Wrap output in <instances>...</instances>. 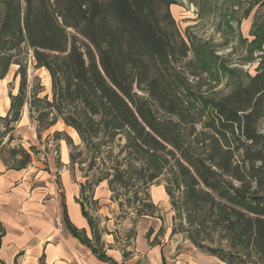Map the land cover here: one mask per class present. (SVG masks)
Wrapping results in <instances>:
<instances>
[{"label":"trees","instance_id":"obj_1","mask_svg":"<svg viewBox=\"0 0 264 264\" xmlns=\"http://www.w3.org/2000/svg\"><path fill=\"white\" fill-rule=\"evenodd\" d=\"M190 1L202 14L217 9L219 0ZM177 3L0 0V81L12 66L19 79L17 94H9V111L0 118L2 135L27 107L38 139L61 122L86 149L88 170L98 163L105 167L91 182L83 177L77 199L91 239L69 223L63 206L66 229L93 254H103L98 224L87 208L95 189L106 183L119 209L141 202L133 210L144 219L159 209L147 189L162 181L173 220L193 228L187 236L193 247L224 264H264V133L259 130L264 61L251 76L229 69L208 43L193 39L188 46L170 12ZM222 3L219 10L232 29L231 22L248 18L258 1H246L240 19L232 15L244 1ZM251 36L250 42L239 36L249 61L264 43V15L253 22ZM28 56L34 69L47 72L50 95L41 96L44 87L37 77L29 84ZM224 79L227 92H213ZM18 153L23 158L17 161ZM79 157L69 153L70 164L82 166ZM10 160L25 168L32 158L13 149ZM137 222L131 220L133 226ZM206 229L220 234L217 247L194 236ZM125 238V243L135 238L134 227Z\"/></svg>","mask_w":264,"mask_h":264},{"label":"crops","instance_id":"obj_2","mask_svg":"<svg viewBox=\"0 0 264 264\" xmlns=\"http://www.w3.org/2000/svg\"><path fill=\"white\" fill-rule=\"evenodd\" d=\"M252 25L253 20L244 19L241 36L246 40L251 38L248 42L253 40ZM23 115L22 112L20 124L26 126L29 117ZM62 159L59 171L53 166L46 172L31 162L25 168H17L10 158L0 155V264H224L171 233V224L163 215L171 220V206L163 185L152 186L149 192L152 203L161 210L163 222L151 217L135 226L130 220L98 221L103 254H93L69 233L63 221L64 206L69 223L84 232L87 239L92 238L77 203L80 184L85 179L78 173L72 177L69 156ZM109 197L106 183L94 192L98 201H108ZM116 208L110 203L111 214ZM98 213H93V217ZM56 217L61 219L60 229L55 225ZM133 227L135 238L125 243L126 234ZM124 251L129 254H123Z\"/></svg>","mask_w":264,"mask_h":264},{"label":"rangeland","instance_id":"obj_3","mask_svg":"<svg viewBox=\"0 0 264 264\" xmlns=\"http://www.w3.org/2000/svg\"><path fill=\"white\" fill-rule=\"evenodd\" d=\"M257 1L258 3L254 5V8L252 9L248 17L249 21L253 20V22H260L262 16L264 15V5H261V2L263 0ZM217 5V9L215 7L213 11L201 14L197 12L198 7L190 0H178V3L176 5L171 6L170 12L174 19L176 29L178 30L182 39L188 44V46L192 47L193 39L208 43L209 46H211V48L216 51L215 56L225 59V61L229 64V69L240 70L253 76L258 71V68H261L260 61H264V43L261 45V49L254 52L252 56L253 60L249 61L250 57L247 55L246 45H244L239 40V36L243 34L242 25L244 19H242L240 21V24L238 25L236 24L235 20H233L231 22L232 29H229L224 23V20L226 21V18H224V15H222L221 11L219 10L221 6L224 7L222 0H219ZM246 7V2L242 4V8L240 10L235 7L234 10L236 14L232 15V17L240 19L242 10H244V8ZM250 39L251 38L247 40ZM191 58H193L192 51L188 56V60ZM33 64V59L28 56L29 84L32 83L34 77H37L40 81L41 86L44 87V92L41 94V96H43L44 94L50 95V81L47 72L44 69H34ZM190 70L193 71V67H191ZM16 71L17 66H12L9 69V72L4 80L0 81V118L6 117L9 111V94L16 95L18 92L19 79L14 78V74L16 73ZM218 76L219 75L215 74L213 77L216 79L218 78ZM226 82L227 81L225 79L222 80V82L213 90V92H227V88L225 86ZM23 113V116H26L28 118L27 107L24 108ZM20 121L17 124L10 125L7 133L5 135H2V133L5 131V123L0 120V155L2 157L10 158L13 149H23L26 152L30 153L32 158L31 163H33V165H38L40 168H43L44 171L49 172L50 168H53V166L59 171L62 165V158L69 156V153H72L75 156L79 155L80 157L78 160L83 162L82 166H73L69 161V171L72 177L77 176V173L79 174V177L81 179H84L83 177H87L86 180H88V182H91L93 178L100 176V170H104L105 167H103L100 163H98L92 169V171L88 170V155L86 149L83 145H81L77 135L72 130L65 128L61 122H59L52 129L48 130V132H41L40 139H38L35 125L29 120V123L27 122L26 126H21ZM259 130L260 132L264 133V118L259 124ZM56 132L63 133V135L56 138ZM66 137L69 138L71 142L65 141ZM69 143H72V146L75 148H71ZM22 158L23 155L18 153L15 160L18 161ZM106 165L108 166V162L106 163ZM86 180H84V182ZM157 183H161L160 185H163L162 181ZM97 188L95 189V191L97 190ZM150 188L151 187H148L146 194L149 198ZM111 196L112 194L110 193V197L108 199L109 202L100 199L99 201L97 199H94L93 201L89 202L90 206H88L87 208L89 209L88 212L92 216H94L93 213L100 211V213H98L96 217H93L95 218L97 223H99L98 221H107L110 218L115 220L114 223L122 222L124 220H145L137 219L133 210L138 206L141 207V202H137L130 207L124 205L123 209H119L117 203L110 200ZM122 196L120 197V200L121 202H124L125 198ZM131 196L132 195L130 194L127 197ZM138 199H141V201L145 199V195L139 190ZM149 200L151 201V198ZM110 203L114 204L117 207L114 211H112V214L109 209ZM170 210L171 211L169 213L172 215L171 220L169 216L167 217L164 213L163 215L167 223L171 224V233L172 230L175 229L176 233L174 234L180 235L182 238L186 239L189 242L187 236L189 232L193 234V228L189 229L188 224L184 220L177 219L174 221V212L171 208ZM160 211V209L152 211L151 218H155L163 222V218L159 213ZM181 229H184L185 231H179ZM194 236L200 242H202V244L210 245L212 247H217L219 242L221 241L220 234L209 231L207 229L205 231L199 230L194 232ZM189 244L193 247L190 242Z\"/></svg>","mask_w":264,"mask_h":264},{"label":"built area","instance_id":"obj_4","mask_svg":"<svg viewBox=\"0 0 264 264\" xmlns=\"http://www.w3.org/2000/svg\"><path fill=\"white\" fill-rule=\"evenodd\" d=\"M54 222H55V225L57 226V228L60 229L62 227L61 219L59 217H56Z\"/></svg>","mask_w":264,"mask_h":264}]
</instances>
